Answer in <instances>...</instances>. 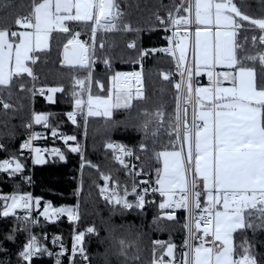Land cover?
<instances>
[{"label": "snow or ice", "instance_id": "snow-or-ice-1", "mask_svg": "<svg viewBox=\"0 0 264 264\" xmlns=\"http://www.w3.org/2000/svg\"><path fill=\"white\" fill-rule=\"evenodd\" d=\"M181 10L186 15H181ZM175 11L176 15L168 13L167 22L164 17L156 16L165 25V30H168V24L172 25L173 36L176 35V28L181 25H211L214 29L205 32L203 37L200 29H197L194 41V49L198 53L195 75L202 74L200 66H203L210 86L193 87V71L185 66L186 40L176 44L178 56L172 48L159 50L176 57L181 79L174 84L177 90L175 116L165 127L162 107L152 113L143 110L138 115L155 118L145 119L142 124L146 137L155 138L166 134L178 144L179 150L156 154L157 160L163 159V166L157 169L158 188L154 187L152 191H158L166 198L159 205L160 208L184 209L189 213V238L185 242L186 251L182 253L179 264H260L251 246L246 243L239 245L240 251L237 252L234 234L252 228V217L259 221L256 227L264 228V48L255 54L238 55L249 40L253 48L257 44L264 46V18L249 16L235 0H182ZM122 16L117 0H32L29 14L15 20V24L24 31L0 28V92L11 88L14 77L26 74L35 80L29 61L35 64L38 57L31 53L45 51L53 32L67 34L70 33V23H83L90 26V42L81 41L80 33L74 32L64 45V64L87 70L85 76L73 81L75 111L69 113L68 118L77 124V116L82 117L86 128L89 118L100 117L108 123L113 120L116 110H125L131 114L135 102L146 100L142 71L117 72L111 76L108 89L103 83L96 82L98 89L104 91L105 95L92 93L91 71L97 48L96 35L101 31L110 32L118 28L134 31L129 24L122 23ZM256 30H259V35L252 34L249 37L245 34L238 40L241 31L255 33ZM12 38H19L18 42ZM103 46L101 42L99 47ZM128 47L135 48L136 45L130 43ZM149 54V51H143L140 60ZM245 61L253 66H248ZM104 63L111 67L107 59ZM256 64L261 70L259 83ZM217 66L227 70L217 71ZM162 75L164 80H169V74ZM224 81H228L231 87H224ZM47 91L52 94L47 97L51 102L54 94L64 92V88L52 87ZM8 94L11 95V92ZM40 94L44 95L43 89ZM0 104L4 109L11 107L3 99H0ZM189 105L192 108L191 120ZM34 119L36 124H48L46 115H36ZM152 124L155 126L149 132V125ZM52 134L55 136L56 132ZM38 136L33 135L22 148H31L36 153V162L42 163L41 149L31 147V140ZM69 141H76L75 136L64 137V143L71 152L82 151L78 143L70 145ZM107 147L114 150L115 159L127 168L128 164L123 157L132 155V152L123 145L108 143ZM140 147L145 150L147 146L141 144ZM53 152L60 160L65 159L59 149ZM22 168V163L15 158L0 162V171L8 172L9 175L21 172ZM103 179L105 187L101 188V194L105 200L125 209L143 208L147 188L141 194L133 184L131 192L125 186L122 195L115 188L106 194L109 193L106 185L111 177L104 176ZM129 195L136 197L135 204L128 200ZM201 197H204L203 203ZM33 205L39 206L40 200L30 194H0V215L3 217L12 216L38 223L30 212H26L23 217L16 215V209H31ZM37 215H43L45 219L63 215L69 220L79 219L77 209L55 208L50 203ZM168 219H174V215H169ZM94 231L91 227L87 229L89 233ZM14 238L12 235L8 237L10 240ZM83 239V233L75 237L73 260L77 252L84 260L88 259L82 247ZM120 243L124 244L123 241ZM155 243L159 247L153 250L152 264H177L175 244ZM43 252H47V249L41 246L35 236L30 235L20 256L27 264H31L32 258ZM57 264H60L59 259Z\"/></svg>", "mask_w": 264, "mask_h": 264}, {"label": "trees", "instance_id": "trees-1", "mask_svg": "<svg viewBox=\"0 0 264 264\" xmlns=\"http://www.w3.org/2000/svg\"><path fill=\"white\" fill-rule=\"evenodd\" d=\"M123 13L120 18L123 24H129L134 31L114 30L98 32L96 35V55L92 65V93L105 95L100 91L96 82L110 88V78L117 72L142 71L144 80L145 102H135L131 114L125 110H116L113 120L105 123L103 118H89L87 127L83 126V118L77 116V124L68 118L73 110L72 96L73 81L86 75L87 70L66 67L63 60L64 45L71 33L78 31L80 40L90 42V26L83 23H70V33H54L51 36L50 47L43 52H37L38 57L33 64L35 81L26 74L14 77L10 89L0 92V99L11 107L4 109L0 104V162L9 159H20L29 173V159L21 158L20 151L23 142L29 135V125L32 113H47L49 131L58 130L63 134L75 136V144H79L81 152H71L68 145L62 141L51 142L64 154L65 159L46 158L44 163L36 164L33 171L34 196L40 200V206L49 202L53 207H75L79 219L71 222L65 217L49 222L38 216L34 230L41 237H60L65 247H73L74 236L83 233L82 247L89 259V264H152L153 250L158 249L157 241L163 244H175L176 261L179 264L184 252L185 238L184 221H169L157 216L163 213L160 208L162 197L156 202L151 198L146 200L143 208L125 209L121 205H109L101 197V188L105 185L104 176H110L107 182L109 188L128 185L125 170L115 159L114 153L108 150L107 144L121 142L133 148L140 157L142 173L149 174V180L155 182L157 169L161 161L156 154L161 151L174 150L176 147L171 137L160 134L153 138L146 137L142 130L145 119L154 117L139 116L138 113L147 110L149 113L157 108L163 109L165 127L175 116L177 68L173 59L155 51L153 43L159 41L161 24L156 16L164 17L167 22L169 12H174L181 0H117ZM243 12L254 18H264V0H235ZM32 8V0H0V28L18 31L21 28L15 24L18 17L26 16ZM139 29V31H135ZM259 35L241 31L243 35ZM103 43V48L99 47ZM135 43V48H129ZM264 48L257 44L252 47L251 41L238 52L239 56L255 54ZM149 51L148 56L140 60V54ZM111 67L105 65L104 60ZM248 66H253L245 61ZM258 83L261 70L258 64ZM169 74V80H164L162 74ZM21 84L23 88H21ZM43 89L44 95H32ZM63 87L64 92L54 94L53 103L47 100V89ZM9 91L11 95H9ZM155 125H149V132ZM141 144L146 149H141ZM0 194L13 195L27 193L29 187L23 177L9 178L0 171ZM135 204V199L130 198ZM40 212V210L38 211ZM37 212V213H38ZM17 217H23L25 212L20 210ZM252 228H246L235 233L234 244L237 252L239 245L247 244L256 254L260 264H264V228H258L259 221L251 218ZM94 228L92 233L88 228ZM31 221L16 217L0 215V264H26L19 256V250L30 236ZM12 235L15 238L10 240ZM121 241L124 242L121 245ZM159 255V251L156 253ZM165 259H168L165 257ZM34 264H51L47 260L35 261ZM81 264V263H78Z\"/></svg>", "mask_w": 264, "mask_h": 264}, {"label": "built area", "instance_id": "built-area-1", "mask_svg": "<svg viewBox=\"0 0 264 264\" xmlns=\"http://www.w3.org/2000/svg\"><path fill=\"white\" fill-rule=\"evenodd\" d=\"M181 2H182V0H181ZM180 14L186 15V13H184L182 10H181ZM173 15H176V11L173 12ZM197 29H202V28L196 24H191V25H187V26L181 25V26H178L176 28V35L173 36L172 25L168 24V30H165V25H164L163 27H160L158 29L159 41H156L153 43V47H154L156 52L166 56L167 58L173 59L175 61V64H176V57H173V56L169 55L168 53L162 52L159 50L165 49V48H172L176 51V54L178 56L179 55V49L176 48L175 46L178 42H180L181 40H184V38H186V41H187V62H186L185 66L190 68L193 71L192 83H193L194 88L198 87L199 82H200V79H199L200 76L195 75V71L197 68L198 53L194 49V41H195V31ZM209 29H211V31L214 30L212 26L209 27ZM76 32H78V31H76ZM176 68H177V64H176ZM180 79L181 78H180L179 72L177 70V77L175 79V83L180 82ZM32 80H33V78H32ZM34 81L35 80H33V82ZM33 89H34V87L32 88V95L33 96L35 94L41 95L40 90H38V91L35 90V94H33ZM176 96H177V90H176ZM176 103H177V101H176ZM74 111H75V107L69 113L74 112ZM40 114L46 115L48 117V121H49V114L33 112L32 116H31V123H30L31 126L29 127V135H28L27 139L23 142V144L26 141H29L33 135L39 134L37 139L31 140V147L41 149V156L44 159H46V158H57L58 155H56L53 152V150L59 149V148L56 145H52L50 143L55 142V141H62L64 143V137L69 136V135L63 134L62 132H60L58 130H53L56 132V135L54 136L52 134L53 131H49L47 129V126H45L43 123L36 124L34 118L36 115H40ZM191 115H192V108H191V105H189V120H191ZM113 144L123 145L132 152V155L123 157L125 162L128 164L127 168H125L123 165H121L117 161L120 164V166L125 170L126 176L130 180V183L128 185H122L120 187L115 186L113 188H109V193H106V194H110L111 190L115 188L122 195L123 189L125 186L131 192L132 185L135 184L137 192H140L141 194H144L143 190L145 188L148 189V192L146 194H144L145 204H146V200L148 198H151V200L153 202H156L158 197H162V196L159 194L158 191L157 192L152 191V188L157 187V185L155 184V182H151L149 180V174L142 173V171L140 169V157H139L138 153L133 148H131L130 146L123 144L121 142H113ZM174 145L179 150L178 144L174 143ZM109 150L112 153H114V155L116 156V153L114 152V150H112V149H109ZM19 157L29 159V173H25V171H24L25 166L20 159H18V160L23 165L21 172H18L15 175H9L8 172H4V171H2V172L4 174H6L9 178H13V177H17V176L23 177L24 180L26 181L28 187H29V191L27 193H22V194H30L34 199H36V197L34 196V183H33V180H34L33 179V171H34L35 165L37 164L35 162L36 161V153L31 151V148H22L21 147ZM9 160H11V159H9ZM189 175H191V173H189ZM145 181L147 183H144ZM200 187L202 188V186H200ZM0 190H1V187H0ZM101 197H102L103 201H105L107 204L116 205L114 202L110 203L109 201L105 200L103 195H101ZM130 198H134L136 201V197L129 195L128 196L129 201H130ZM165 201L166 200H163L161 203H164ZM201 201H202V203L204 202V197H201ZM47 203H49V202H47ZM47 203H44L43 206H45ZM145 204H144V206H145ZM39 206L33 205V207L31 209H21V210L24 211L25 213L30 212L31 216H34L37 218L38 216H40V215H37V212L40 210ZM163 211L167 212V213L175 214L177 221H181V220L184 221L185 238L183 241V248H184V252H185L186 248L184 245H185V242L189 238V231H188V227H187L189 222H190L189 213L184 209H176V208H164ZM161 214L162 213H157V216L160 217ZM30 235L35 236L37 238V240L39 241V243L41 244V246L43 248L47 249V252H43L41 254H38L37 256H34L32 258L31 264H34L35 261H40V260H47L51 264H57V259H59L60 264H78V263L89 264V259L84 260L79 252L76 253L75 258L73 260L71 258L73 247H65V245H64V243L60 237H53L50 239L47 237L41 238L37 234V232L34 230V223L32 221H31ZM23 247H21L19 250V256H20L21 251L23 250ZM62 252L65 254L59 255ZM48 253H51V255H49ZM20 258H21V256H20ZM26 264H27V262H26Z\"/></svg>", "mask_w": 264, "mask_h": 264}, {"label": "crops", "instance_id": "crops-1", "mask_svg": "<svg viewBox=\"0 0 264 264\" xmlns=\"http://www.w3.org/2000/svg\"><path fill=\"white\" fill-rule=\"evenodd\" d=\"M199 26H201V28L202 29H200V31H201V36L203 37V35L205 34V32H211V29H209V27H211V25H199ZM18 31H24V29H20V30H18ZM54 33H59V32H53L52 34H51V36L54 34ZM14 41H16V42H18V39L19 38H12ZM50 41H51V37H50V39H49V47H50ZM49 47L46 49V50H48L49 49ZM36 53L37 52H33V53H31V55H33V56H35L36 55ZM29 66H31L32 67V69H33V74H34V68H33V64H31V62L29 61ZM216 70L217 71H226L227 69H225V68H223V67H221V66H217V68H216ZM200 71H201V75H199L200 76V82H199V85H198V87H209L210 85H209V81H208V78H207V75H206V69L203 67V66H200ZM126 73H131V72H126ZM34 76H35V74H34ZM32 78V77H31ZM223 86L224 87H231V84L228 82V81H224L223 82ZM48 95H52L51 93L50 94H48ZM48 97V96H47ZM47 100H48V98H47ZM49 101V100H48ZM55 101V96H53V101H51V103H53ZM50 102V101H49ZM95 118H100V117H95ZM174 150H178L177 148H175ZM170 151H173V150H170ZM160 161H161V167L163 166V159L161 158L160 159ZM199 179V178H198ZM155 184H156V181H155ZM157 185V184H156ZM107 186V188L109 189V187H108V185H106ZM200 186H202L203 187V185H202V182H201V184H200ZM157 187H158V185H157ZM163 198V200H166V198L165 197H162ZM234 241H235V234H234Z\"/></svg>", "mask_w": 264, "mask_h": 264}, {"label": "rangeland", "instance_id": "rangeland-1", "mask_svg": "<svg viewBox=\"0 0 264 264\" xmlns=\"http://www.w3.org/2000/svg\"><path fill=\"white\" fill-rule=\"evenodd\" d=\"M201 27V26H200ZM80 39V38H79ZM184 40H186V38H184ZM82 41V40H81ZM187 42V41H186ZM68 144H70V145H75V141H69L68 142ZM106 149H107V147H106ZM109 150V149H108ZM57 158H59V156L57 157ZM43 159V161L45 162L46 160L44 159V158H42ZM36 162V161H35ZM44 162H42V163H44ZM37 163V162H36ZM37 164H40V163H37ZM103 187H105V185L103 186ZM20 194H22V193H20ZM102 195V194H101ZM47 203V202H46ZM48 204V203H47ZM47 204L45 205V206H39L40 207V212L42 211V209L44 208V207H46L47 206ZM61 208V207H60ZM63 208H73V209H76L75 207H72V206H70V207H63ZM22 208H18V209H16V213L18 212V211H20ZM162 209V208H161ZM42 218H44V216L43 215H40ZM61 217H65L66 219H68L69 220V218L66 216V215H63V216H59V217H56V216H53V217H51L50 219H45V220H47V221H49V222H54V221H57L59 218H61ZM69 221H71V222H74V221H76V220H69ZM77 235V234H76ZM76 235L74 236V245L76 244V240H75V237H76ZM73 245V246H74Z\"/></svg>", "mask_w": 264, "mask_h": 264}, {"label": "water", "instance_id": "water-1", "mask_svg": "<svg viewBox=\"0 0 264 264\" xmlns=\"http://www.w3.org/2000/svg\"><path fill=\"white\" fill-rule=\"evenodd\" d=\"M70 56H71V52H70ZM63 60H64V51H63ZM66 67H69V68H78V66H69V65H66ZM169 215H174V219H168V216ZM160 218L162 219H165V220H169V221H176V215L175 214H172V213H167V212H164L160 215Z\"/></svg>", "mask_w": 264, "mask_h": 264}]
</instances>
